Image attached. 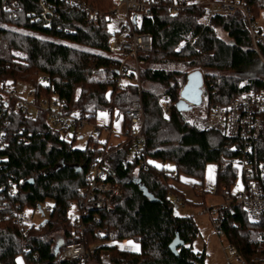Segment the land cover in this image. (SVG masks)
I'll return each mask as SVG.
<instances>
[{"label": "trees", "instance_id": "trees-1", "mask_svg": "<svg viewBox=\"0 0 264 264\" xmlns=\"http://www.w3.org/2000/svg\"><path fill=\"white\" fill-rule=\"evenodd\" d=\"M42 1L53 10L52 16L44 15ZM77 1L102 16L91 20L87 10L71 7L69 0H0V263L17 264L23 255L26 264H54L57 242L78 238L71 212L74 207L80 211L87 174L95 161L109 154L108 180L121 183L124 193L115 200L114 211L81 218L86 264H103L105 254L111 264H206L205 253L192 247L199 235L193 217L174 212L169 197H184L169 182H181L184 176L202 182L207 165L213 163L216 188L225 185L231 190L235 185L238 172L231 162L240 156V144L203 131L200 125L215 106L264 89V74L243 82L235 78L259 60L249 23L240 11L208 17V8L197 5L200 0H177L185 6L177 11L156 7L151 18L135 26L152 39L151 51L137 58L141 81L153 89L144 88L139 96L134 67L123 66L110 46L109 16L117 0ZM238 1L257 22L264 0ZM8 5L13 10H7ZM180 65L186 71L177 69ZM193 71L203 73L207 96L201 107L180 113L175 104ZM17 84L31 87L32 102L44 110L34 116L18 109L8 90ZM155 87H162V94ZM165 96L170 101L168 115L161 105ZM138 99L144 106L142 157L132 152L128 139L114 145L110 138L102 142L93 135L85 149H77L78 130L69 140L71 130L56 129L48 117L51 104L58 103L64 114L88 123H95L102 112L117 115L125 130L132 127L125 112ZM257 149V162L264 161V137ZM166 163L173 165L176 179L166 172ZM153 173L163 178L165 192L151 184ZM45 206H52V212L44 221L22 231L18 214L28 209L41 214L40 207L46 215ZM217 213L238 258L244 264H264V220L252 222L235 203ZM104 229L108 233L99 234ZM177 236L183 245L176 256L170 246ZM127 240L138 244L140 252L114 245Z\"/></svg>", "mask_w": 264, "mask_h": 264}, {"label": "built area", "instance_id": "built-area-1", "mask_svg": "<svg viewBox=\"0 0 264 264\" xmlns=\"http://www.w3.org/2000/svg\"><path fill=\"white\" fill-rule=\"evenodd\" d=\"M118 7L112 13L116 14L119 8H124L127 14V24L119 32L112 35L110 46L112 51L118 53L122 57L134 58L135 64L138 67L141 62L138 60L139 53H149L152 49V39L149 35L140 34L136 31V24L153 16V11L160 5H167L170 10L177 11L185 6L177 0H117ZM71 7L80 6L82 10H87L91 20H96L102 14L96 10L92 11L87 8L84 3L77 0H69ZM44 10V15H53V10L41 2ZM199 5H205L208 8V17L216 15H231L236 11H240L249 23V30L253 48L259 56L258 62L264 68V32H262L253 21L251 13L238 0H203ZM7 10H13L11 5L6 6ZM134 18L136 21L134 22ZM125 65V62H122ZM122 68L120 70V73ZM9 95L11 98L19 101V94L15 89L8 86ZM139 96L141 88L138 87ZM32 96V92L30 94ZM38 105V108L44 110L42 106L37 103L24 101L18 102L17 107L23 111L28 112V105ZM44 105H48L44 101ZM161 105L164 112L168 115L170 113V101L167 96L162 97ZM31 114L30 112H28ZM32 115V114H31ZM51 123L56 129L72 130L83 128L88 121L81 117L70 116L64 114L58 103L51 104V110L48 113ZM125 118L132 125L131 128L123 129L121 135L116 137H123L128 139L133 153L142 157L146 150V137L143 134L144 129V106L140 99L134 101L130 108L125 112ZM200 128L206 132H214L221 134L227 139H231L240 144V156L232 160V165L238 169L240 168L242 178L244 181V188L237 194H231L227 186L223 185L222 189H214L212 194H221L226 203L222 208L229 204L235 203L242 207L248 218L252 222H259L264 220V161L257 162L258 149L257 145L264 137V89H259L256 92H251L236 98L227 104L215 106L207 119L200 125ZM95 136H100L105 132L110 138L112 136V128L96 127ZM78 136V133H77ZM1 143L0 148H2ZM109 154H103L97 161H95L88 174L87 185L80 190L82 196L80 202V211H77L73 220V227L77 234V239L74 242L66 243L60 249L59 253L54 258V264H62L68 262H76L79 264H86L88 260V253L85 248L84 234L85 225L81 218L88 217L90 214H97L100 212H112L115 209V200L122 197L124 193L123 185L121 183H112L108 180L107 158ZM141 165H147L141 161ZM166 172L172 179L177 178V172L171 163H166ZM176 205L184 207L180 198H176ZM213 210L210 209L209 212ZM47 212H52V206H47ZM217 213V211H216ZM218 216V213H217ZM26 211H22L16 217V222L21 226L22 231L27 230L25 222ZM99 221V218H97ZM212 225L218 236H225L223 229V222L212 219ZM106 229L99 231V234H107ZM232 259H236L239 264H244L243 260L238 258L236 250L230 245L229 252L226 254V260L229 264ZM261 261V259H257Z\"/></svg>", "mask_w": 264, "mask_h": 264}, {"label": "rangeland", "instance_id": "rangeland-1", "mask_svg": "<svg viewBox=\"0 0 264 264\" xmlns=\"http://www.w3.org/2000/svg\"><path fill=\"white\" fill-rule=\"evenodd\" d=\"M203 0H200L199 3H202ZM118 7V6H117ZM117 9V8H115ZM113 9L112 12L115 10ZM109 29L112 34L119 32L124 26L127 24V14L126 10L122 7L119 8L116 14L112 13L109 16ZM257 27L264 32V12L261 13L260 18L256 22ZM219 36L224 39L225 41L229 42L228 37L224 34L219 32ZM185 45L183 43L181 47ZM113 55L116 58H119L122 62H125V66L128 65L131 68L134 67L135 75H136V81L138 87L142 89H153L151 84L143 83L141 81V78L139 76V65L138 67L135 64L134 58H128L122 57L118 53H115L113 51ZM159 67H163V65H160ZM167 68H172V66H166ZM177 69L180 71H186L185 67L180 65L176 66ZM264 74V68L260 66V63L257 62L254 66L246 69L243 73L236 75V80L238 82L246 81L249 78L254 77L255 75ZM15 91L19 94V101H24V99L27 102L32 101V96L30 95L32 92L31 87L23 85V84H17ZM157 92L161 93L164 91L162 87H155L154 88ZM204 91L205 86H204ZM206 98V97H205ZM204 98V99H205ZM17 100V99H16ZM28 105V104H27ZM17 107V106H16ZM18 108V107H17ZM19 109V108H18ZM28 112H30L32 115H36L39 112H41V109L38 108V105L30 106L28 105ZM112 121V136H110V142L114 145H117L122 140H124L123 137H116L115 135H121L123 132V121L122 118L117 119V115H115L113 118L109 115L107 112L99 113L95 123H88L83 128L78 129V139L74 142V147L77 149H85L88 145V142L90 140V137L95 134L94 130L96 127H108L110 126V123ZM74 134V129H72L69 132V140L72 139V136ZM108 138L107 134L104 132L101 135V140L104 142ZM133 152V151H132ZM132 155V154H130ZM157 167L161 168L162 164L159 162L154 163ZM211 171V179L209 178V170ZM151 184L156 186V188L160 189L162 188L163 192L164 189H166L163 178L153 173L150 177ZM171 186H174L176 190L184 197V201L182 203L184 204V207H180L176 205V198L173 195H171L169 198L171 201H173L174 204V212L177 216H191L193 217V220L199 230V235L197 238L193 241L192 247L193 250L200 253H205L206 255V264H229L226 260V254L229 252L230 244L225 236H218L214 230V227L212 225V219L217 218L216 211L218 208H222L225 206V199L221 194H212L211 191L216 189L217 184V165L216 164H208L206 167L204 180L201 182L200 180L192 177L184 176L181 178V182H176L174 180H171L169 182ZM164 187V188H163ZM223 186L219 188V190L222 189ZM244 188V181L242 178L241 170L238 169V175L236 178L235 185L231 188L230 193L231 194H237L241 192ZM45 212L47 213L44 216H42L38 211H35L34 209H28L26 210V217L25 222L27 225L32 226L36 225L38 226L46 216H48L47 212V206L44 207ZM212 209V212H209V210ZM77 214L76 207H74L73 211L71 212V216L75 217ZM108 256V255H104ZM103 257V258H104ZM102 258V261H103ZM110 259V258H109ZM17 264H26L25 259L23 255H19L16 259ZM104 262H107V259L105 258ZM111 263V262H110ZM232 264H239L236 259L231 260ZM1 264V263H0ZM104 264V263H103Z\"/></svg>", "mask_w": 264, "mask_h": 264}, {"label": "water", "instance_id": "water-1", "mask_svg": "<svg viewBox=\"0 0 264 264\" xmlns=\"http://www.w3.org/2000/svg\"><path fill=\"white\" fill-rule=\"evenodd\" d=\"M136 18H134V22ZM204 80L203 73L201 71H193L187 76V82L183 87L180 93V100L175 104L176 109L180 113H187L192 111L194 108L201 107L204 101V98L207 96V93L204 91ZM32 182V181H30ZM41 215L45 216L44 211L41 210ZM63 240H59L55 246V256L59 253L60 249L63 247ZM183 245V242L180 241V238H177L173 241L170 246V250L174 255L177 256L178 248Z\"/></svg>", "mask_w": 264, "mask_h": 264}, {"label": "crops", "instance_id": "crops-1", "mask_svg": "<svg viewBox=\"0 0 264 264\" xmlns=\"http://www.w3.org/2000/svg\"><path fill=\"white\" fill-rule=\"evenodd\" d=\"M115 246L117 247H121V248H128V249H131L133 250L134 252H140V246L136 243H134L133 241H121V242H117L114 244ZM105 258L107 259V262L105 263L104 260ZM103 263L104 264H111L110 263V259H109V256H105L103 258Z\"/></svg>", "mask_w": 264, "mask_h": 264}, {"label": "snow or ice", "instance_id": "snow-or-ice-1", "mask_svg": "<svg viewBox=\"0 0 264 264\" xmlns=\"http://www.w3.org/2000/svg\"><path fill=\"white\" fill-rule=\"evenodd\" d=\"M211 171H212V170L210 169V170H209V178H210V179H211Z\"/></svg>", "mask_w": 264, "mask_h": 264}]
</instances>
